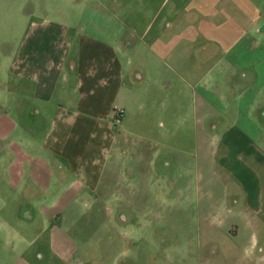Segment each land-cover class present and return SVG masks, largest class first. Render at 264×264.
Listing matches in <instances>:
<instances>
[{"label": "crops", "instance_id": "obj_1", "mask_svg": "<svg viewBox=\"0 0 264 264\" xmlns=\"http://www.w3.org/2000/svg\"><path fill=\"white\" fill-rule=\"evenodd\" d=\"M257 4L163 0L140 9L138 26L110 13L117 30L91 32L96 24L85 28L48 5L28 14L6 92L25 99L22 115L37 117L36 138L12 144V189L50 196L57 209L99 192L121 224L128 211L139 219L166 204L176 227L196 207L200 236L223 238L226 258L264 264V0ZM153 114L169 124L162 165L160 142L137 134L158 128ZM38 203L31 210L50 209ZM50 244L49 261L77 263L62 230Z\"/></svg>", "mask_w": 264, "mask_h": 264}, {"label": "rangeland", "instance_id": "obj_2", "mask_svg": "<svg viewBox=\"0 0 264 264\" xmlns=\"http://www.w3.org/2000/svg\"><path fill=\"white\" fill-rule=\"evenodd\" d=\"M162 1L0 0V127L3 128L0 132V264H62L60 260L49 261L50 240L56 229L62 230L75 243L74 248L79 256L75 264H83V262L84 264H243L237 259L225 257L227 244L220 236L214 243H211L209 237L210 242L208 241L205 229H202L203 236H200L196 207L184 212L182 225L176 224V227L168 225L166 204H160L159 207L149 205L147 207L149 216H142L139 219L135 213L128 211L126 216L129 224H121L117 220L119 213L113 211L111 204L102 202L103 197L99 192L86 193L73 205H64L57 209L52 206L50 196L31 197L30 190L21 192L12 189L11 169L16 158L12 144L24 142L29 137L36 138L35 134L30 135L29 128L36 123L37 117L22 115L21 108L25 106V99L12 93L8 95L6 92L9 87L7 83L9 63L14 59L23 40V32L29 21L28 14L39 8L44 10L48 5L47 8L52 10L51 13L54 12L76 23L82 22L85 28L91 24L97 25V28L87 32L109 28L117 30L118 22L108 21L111 14L122 20L126 17L128 24L135 27L138 26L139 21L141 22L142 14H139L141 8L146 10L149 4L158 6ZM255 1L257 5L262 6L261 0ZM142 5L144 6L141 7ZM96 37L105 40L110 38L102 35ZM146 42H150V39L147 38ZM136 44L133 47L136 46L138 51H143V44ZM135 61H138L137 58ZM150 71L155 76L153 69ZM165 76H169L167 69ZM139 88L142 91L148 87L143 84ZM154 89L162 96L163 93L164 96L167 95L160 85ZM163 98L164 101L162 99L159 106L161 111L164 108L163 103L168 101L166 97ZM154 106L158 105H152V108ZM173 109L175 110V105ZM155 115L154 120H157L158 128L153 127V131L146 128L145 131H139L137 134L148 139L147 141L154 139L160 142L164 156L168 154L171 140L170 135L167 134L169 124L167 128L161 127L159 122L162 118ZM145 117L149 118L151 115ZM166 117L168 118V112ZM8 130L10 132H7ZM37 137L39 139V135ZM128 139L137 140L136 133ZM35 150L38 151L39 148L36 146ZM164 157L160 165L168 160L166 156ZM165 192L167 193V190ZM94 195L99 199L96 200ZM146 197L147 194H143V199L141 197L144 204L147 202ZM40 200L45 203V207L50 208L45 213L31 210L40 205L38 203ZM64 202L65 199L63 204ZM31 216H33L32 221L29 219ZM138 221L139 223H135ZM133 223L135 224L132 225ZM210 252L213 253L210 255ZM18 259L20 261L17 262Z\"/></svg>", "mask_w": 264, "mask_h": 264}]
</instances>
